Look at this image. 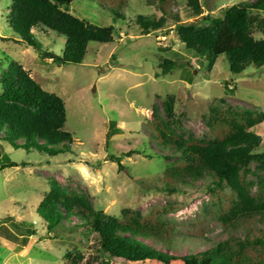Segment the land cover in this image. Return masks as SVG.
Here are the masks:
<instances>
[{
	"label": "rangeland",
	"instance_id": "374dc122",
	"mask_svg": "<svg viewBox=\"0 0 264 264\" xmlns=\"http://www.w3.org/2000/svg\"><path fill=\"white\" fill-rule=\"evenodd\" d=\"M57 1L63 9L92 25H113L117 34L111 43H90L81 65H60L43 54L61 56L66 38L47 29L45 34L35 30L34 42L41 47L40 51L28 46L9 23L12 0H0V78L14 62L19 63L43 90L64 101L67 121L63 130L74 138L71 152L50 158L13 148L3 140L4 131H0V167L19 164L0 171V264H70L65 260L66 253L87 257L92 242L78 229H70L76 219L50 233L37 215L52 181L67 191L86 194L95 208L111 216H119L124 209L146 215L155 208L182 206L180 211L166 216L177 223L179 232L199 230L186 226L205 218L202 227L205 238L178 243V255L206 250L209 245H202L207 239L209 242L227 239L221 224L211 220L206 212L212 207L211 194L202 186L210 182L209 178L180 186L178 193L164 189L166 166L176 159L156 156L161 152L151 142L148 126L153 120V109L159 108L164 114L163 102L173 96L183 135L213 140L208 126L212 109L239 107L264 113V67H250L241 75L232 76L224 57H220L209 72L208 62L185 49L171 20L163 29L143 35L136 24L137 16L161 17L146 0H127L123 17L116 23L113 13L119 7L113 4L114 0ZM254 1L200 0V3L204 15L222 18L232 6ZM187 2L173 0L170 12L183 22H201L192 18ZM254 38L264 39V33H255ZM161 57L177 62L168 75L162 74ZM254 131L262 138L259 149L262 152L264 123ZM112 157L119 158L120 163L113 162ZM20 225L22 230L17 227ZM26 228L35 229L37 234L28 236ZM54 234L57 237L50 239L49 235ZM14 236L17 241L12 239ZM25 237L26 242H21Z\"/></svg>",
	"mask_w": 264,
	"mask_h": 264
},
{
	"label": "trees",
	"instance_id": "16d2710c",
	"mask_svg": "<svg viewBox=\"0 0 264 264\" xmlns=\"http://www.w3.org/2000/svg\"><path fill=\"white\" fill-rule=\"evenodd\" d=\"M172 1L146 0L149 7L161 13V17L137 16L136 24L143 35L163 29L171 20L176 24L185 49L208 62L209 72L220 57H224L232 76H239L250 67H264V39L254 38L255 33H264V0L234 5L222 18L204 15L200 0H188L191 16L201 19L199 23L183 22L177 14H172L169 9ZM113 4L119 7L113 13L116 23L123 17L127 0H114ZM9 23L23 43L39 51L41 47L34 42L35 30L45 34L47 29L65 37L61 56L43 54L60 65H81L90 43H111L117 34L113 25H92L63 9L57 0H12ZM160 66L162 74L168 75L177 62L161 57ZM0 80L3 140L15 149L50 158L71 152L74 138L63 130L67 121L64 101L43 90L16 62ZM175 104L173 96L167 97L162 105L164 114L154 108L153 120L148 126L151 142L161 152L156 156L176 159L166 166L164 189L178 193L180 186H190L209 178L210 182L202 186L211 194L212 207L206 212L211 220L221 224L228 238L219 242L207 239L202 245H209L206 250L178 255V243H190V238H205L202 230L205 218L186 226L199 230L179 232L177 223L166 216L180 211L182 206L155 208L146 215L124 209L119 216H111L95 208L86 194L67 191L52 181L36 210L46 230L55 233L65 227V223L76 219L77 223L70 229H78L92 242L87 257L66 253L67 263L264 264V151H259L262 138L254 131L264 123V113L239 107L212 109L208 126L214 139L207 141L183 135ZM18 141L22 142L19 144ZM132 154L127 155L131 157ZM112 161L120 163L119 158L112 157ZM18 166L17 163L2 165L0 171ZM17 227L22 228L21 225ZM24 231L28 236L37 234L33 228ZM49 237L55 239L57 235ZM12 239L18 240L15 236ZM20 241L25 243L26 237Z\"/></svg>",
	"mask_w": 264,
	"mask_h": 264
}]
</instances>
